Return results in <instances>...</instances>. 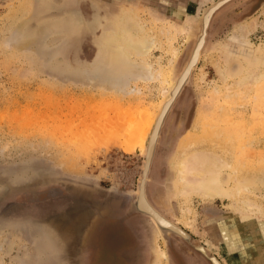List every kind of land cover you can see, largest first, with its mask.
Here are the masks:
<instances>
[{"label":"rangeland","instance_id":"obj_1","mask_svg":"<svg viewBox=\"0 0 264 264\" xmlns=\"http://www.w3.org/2000/svg\"><path fill=\"white\" fill-rule=\"evenodd\" d=\"M206 1L0 0V264H157L160 246L167 252L160 264H212L180 238L168 244L149 218L128 215L144 155L123 145L129 112L155 113L168 81L185 66L192 39L180 28ZM95 6L110 18L96 36L86 24ZM128 13L156 42L147 58L152 78L126 95L92 87L89 78L108 67L109 27ZM260 50L264 0H235L216 14L191 84L164 126L149 179L152 201L221 264H264V65L245 61ZM189 132L230 150L226 188L235 171L261 182L237 197L185 199L174 163ZM74 197L108 207L113 217L95 219L92 206L72 205ZM106 235L132 243L113 254Z\"/></svg>","mask_w":264,"mask_h":264},{"label":"bare ground","instance_id":"obj_2","mask_svg":"<svg viewBox=\"0 0 264 264\" xmlns=\"http://www.w3.org/2000/svg\"><path fill=\"white\" fill-rule=\"evenodd\" d=\"M233 1L235 0H207L206 2H210V3L203 10H201V14L199 16L195 17V19L194 18L187 19L185 24L181 25L180 32L186 34L185 36L188 39H192V47L190 49L189 57L187 59L185 66L181 69V71L176 75L175 78L173 77L174 79L172 78L171 80L168 81L167 88L163 90L164 91L163 99L160 101L155 113H150L149 110L146 109L144 110L137 109L139 112H137V110L135 109L129 112L130 114L129 118L130 119L133 117L135 118L131 119V121L129 119V127L125 133V137H124L125 140L123 139L124 141L123 145L125 146L127 151H133L136 148H139L141 153L144 156L145 155L147 156V167L149 165L154 149L156 150L157 148L158 151L157 145H159L160 143L158 138L159 130L161 129L165 117H167L165 120L167 122L170 116L171 111L170 113L168 111L170 110L171 102L174 100L175 96L181 91L182 86L189 77L190 72L192 71V69L195 68V65L198 63L200 59V54L201 56H203L208 46L210 29L214 17L220 10H222L225 6L232 3ZM83 17L79 16L77 18V25L79 27L82 26V20H80L79 18H83ZM90 17L91 18L89 19L88 23H86L85 19L84 21L86 24H88L87 28L94 36H96L99 31L102 32L104 26L107 24V22L110 19L109 17H106L104 19V17L101 15L100 11L97 9L96 6L92 8ZM117 19L116 21H113L112 28L109 27V36L107 37L105 42V46L108 49L107 55L109 56L107 58L109 59L107 60L108 67L101 72L100 71L96 72V75L98 77L96 75H94L95 77L92 78L90 77L89 84H91L92 87L95 86L103 89L102 91L105 90L108 92H114L116 94L126 95L135 91L139 93L138 90L140 88L138 87V90L136 89L138 82H147L152 78L153 67L147 61V58L149 57L153 48L156 47V42L152 38H148L146 36L145 34L146 31H144V27L140 22L134 20L135 16H132V14L128 13L124 17ZM119 22L124 23V26H122L123 24L120 26ZM74 24L72 23V25ZM119 26L122 28H119ZM79 27L77 29H79L80 31L82 28ZM247 33L248 31L246 29L241 30V34H240L241 39H244ZM240 37L237 35H233L232 39L236 43L237 42L239 43L240 41H242L239 39ZM187 38L186 40H188ZM99 41H97L96 43H98ZM99 46H102V44H99ZM224 53L227 52L225 51ZM226 55L227 54H225V57ZM245 61L249 62L250 66L253 65L258 66L259 64L264 65V50L256 51L255 54L253 51H251L249 57H247V60ZM239 67L240 68L234 71L235 73H239L242 64H240ZM91 75H93V73ZM102 75L104 76L106 75V76L105 77L103 76L104 78H100L102 77ZM85 79L86 78H84V80ZM244 82L240 84L244 85ZM234 85H232L231 88H233ZM134 114L136 115L134 116ZM166 122L164 126L166 125ZM220 143L221 141L218 142L217 140L210 141V137L207 136L196 137L194 133H190V132L187 134V137L183 138L179 142V148L174 163L176 169V177H177L176 189L180 195L185 197V199H190L194 195H198L207 199H215L223 195H228L230 197H237L244 192L251 191L257 184V181H259V179L256 178L257 176L256 177L254 176L255 174L241 175L238 173V171H235L232 174L231 173L229 174V178H230L229 182L230 181L232 182L231 188H226L225 185L226 181L223 172L226 169H228L230 166L232 167L233 164H232L231 154H229L230 150L227 151L226 150L227 147H223L222 146L223 144L221 145ZM155 159L156 156L154 157V161ZM57 192H58L57 190H54L52 194L53 193L57 194ZM150 203L161 214L153 210L151 208L152 206L150 205ZM136 205L137 208L141 210L148 212L150 211L152 214H157L162 219V222L165 221L169 223L164 225L163 227V229L167 232H171L170 229H174V227H170V225L172 224L175 226L178 225L165 213H163L162 210L152 201L148 193V187H147V194L145 196L143 192V186L141 185L140 194L136 202ZM110 214H112V212H110ZM149 219L152 222V225L154 226L158 236L163 237L162 230H160V228L152 218ZM223 223H225V221ZM204 248L208 253H210L209 248L206 247ZM157 253L159 255V261L157 264H160V262L163 259H167V252L161 246L159 247Z\"/></svg>","mask_w":264,"mask_h":264},{"label":"water","instance_id":"obj_3","mask_svg":"<svg viewBox=\"0 0 264 264\" xmlns=\"http://www.w3.org/2000/svg\"><path fill=\"white\" fill-rule=\"evenodd\" d=\"M201 59H202V56L200 54V59H199L198 63L195 65V68L192 69V71L189 74V77L187 78L186 82L183 84L181 91L175 96L174 100L171 102L170 110L168 111L169 113H170V111L172 112L176 102L178 101L180 96L183 94V92L186 90V88H188L190 86L193 74L196 71V69L198 68V66L201 62ZM169 113H168V115H169ZM166 118L167 117H165V120H166ZM165 120L161 126V129L159 130V137H158L159 141L161 139V135L163 132L162 129H163L164 124L166 122ZM157 147H158V145H157ZM156 152H157V148H156V150L154 149V151L152 153L148 167H147V156L146 155L144 156L142 169H141L142 173L140 174V176L138 178L137 190L135 191L134 195L132 196L131 200L128 203V207H127L128 210L126 209V211H128V215H141V216H144L147 218H152L155 221V223L158 225L160 230H162L163 237L165 238L166 241H170L171 236L176 237V238H180L181 240L186 242L188 245H190L192 248H194L196 251L200 252L212 264H221V262L214 255L208 253L205 250V248H204L205 246H203L201 244H196L192 235H190L187 231H185L184 229H182L178 225L175 226L172 224L173 226L170 225V227H174V229H170L171 232H167L163 229V227H164V225L169 224V223H167L165 221L162 222V219L157 214H152L150 211H149L150 212L149 213L148 211H144V210L137 208L136 202H137L139 194H140L141 185L143 186L144 195L146 196V194H147V187L149 185V178H150L151 170H152L153 163H154V157L156 156ZM145 171H146V173H145ZM144 174H145V177H144ZM53 195H56V194L53 193ZM82 204L87 205L89 207H91V206L93 207L94 211L97 213V217L95 219H103L106 216L113 217V215L107 214V208L108 207L105 208V210H101L99 208V206L96 205L92 200L85 199V198L82 199L81 197H74V201H73L72 205L75 208L80 207ZM150 205L152 206L151 203H150ZM151 208L153 210L157 211V209L155 207L152 206ZM157 212H159V211H157ZM162 216H164V215H162Z\"/></svg>","mask_w":264,"mask_h":264},{"label":"flooded vegetation","instance_id":"obj_4","mask_svg":"<svg viewBox=\"0 0 264 264\" xmlns=\"http://www.w3.org/2000/svg\"><path fill=\"white\" fill-rule=\"evenodd\" d=\"M128 224H129V222H128ZM117 229L119 231L121 228H118L117 227ZM172 241H173V239L171 238L170 241H166V242H168V244H172ZM105 242H107V243L113 242L114 243L113 246L110 245V247L113 248V250H114L113 254L118 253V252H121L124 249L126 250V248L127 247H130V244L132 243V242H130V239H127L124 236H122V237H117V236L109 237L107 235L105 237ZM128 262H130V261H128ZM130 264H132V261H131Z\"/></svg>","mask_w":264,"mask_h":264}]
</instances>
